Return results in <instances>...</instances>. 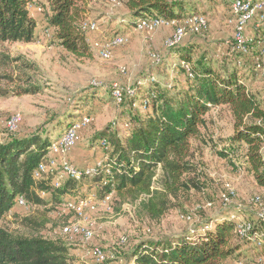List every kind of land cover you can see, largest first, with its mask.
<instances>
[{"label":"trees","instance_id":"1","mask_svg":"<svg viewBox=\"0 0 264 264\" xmlns=\"http://www.w3.org/2000/svg\"><path fill=\"white\" fill-rule=\"evenodd\" d=\"M88 0H0V96L13 83L18 95L36 91L30 71L36 69L22 56H13L7 43L33 42L36 21L29 5L37 4L52 28L53 42L77 58H89L93 52L81 22ZM134 18H162L179 21L196 14V6L185 0H126ZM260 34L247 43V51L232 49L228 61L219 67L205 53L194 57L195 48L178 47L182 84L160 86L150 81L143 88L141 113L132 108L124 111L121 129L107 126L99 133L105 139L106 157L96 167L92 182L99 197L112 193L116 209L124 203L134 207L138 219L160 223L179 206L190 192L202 191L205 182L194 162L193 140L210 143L219 157L231 162L233 149L242 154V168L249 173L264 193V105L250 85L264 80L259 67ZM224 60V61H223ZM17 82V83H16ZM19 82V83H18ZM141 84H136L139 87ZM96 93L93 91L92 97ZM136 92L124 95L132 104ZM122 98V99H123ZM226 108L232 118V132L221 140H206L202 129L212 109ZM76 119L70 120L57 137L39 132L24 137L11 136L0 142V220L14 206L17 195L31 206H43L36 216L21 219V229L9 230L0 225V264H74L76 258L62 237H47L42 232L48 224L57 225L50 211L64 194H74L88 177L67 178L61 186L50 184V177L35 182L33 171L47 161L48 149ZM224 143L223 148H218ZM108 170V172H106ZM50 192V199L36 193ZM264 197V196H263ZM236 217L243 215L237 212ZM251 223L247 234L237 231L238 222ZM65 222V221H64ZM65 224V223H64ZM67 225V224H66ZM249 246L254 255L264 254V221L254 217L232 218L221 213L191 231L145 238L131 248L127 262L133 264H222L239 260ZM244 258V257H243ZM248 261V260H247Z\"/></svg>","mask_w":264,"mask_h":264},{"label":"rangeland","instance_id":"2","mask_svg":"<svg viewBox=\"0 0 264 264\" xmlns=\"http://www.w3.org/2000/svg\"><path fill=\"white\" fill-rule=\"evenodd\" d=\"M185 1L194 2L195 13L202 15L207 22L206 27L199 32L189 30L188 18L165 20L152 31H139L134 28L133 22L137 18L131 16L126 0H88L84 19L96 22L98 26L96 30L85 32L93 52L89 58H77L55 44L53 31L46 32L49 24L43 9L35 3L29 6L30 14L36 21L35 40L29 43H7L5 46L13 56H22L35 64L36 69L29 73L36 91L18 95L12 91L15 86L13 83L4 82L3 86L9 88L10 92L0 96V142L11 136L24 137L34 132L57 137L70 120L90 116L91 121L79 131L76 144L61 154L59 159L77 168L103 164L106 154L100 144V131L113 124L115 128L121 129L120 118L129 108L143 113L140 97L150 81L160 86L184 82L185 76L179 69L182 62L178 47L189 45L195 48L194 57L205 53L219 67L230 58L225 51L234 47L236 42L234 23L229 21L233 17V0ZM177 27L184 28V35L177 46H168L167 42ZM260 28L257 23L253 25L254 31H260ZM261 32L259 34L264 33ZM117 34L123 36V42L113 47L109 59L101 58L92 44ZM220 59L226 61L220 63ZM136 84L141 85L137 88ZM115 87L122 90L123 96L127 95L128 90L130 93L136 92L133 103L127 97L120 102L115 100L111 95ZM252 90L264 93V83L253 82ZM93 91L96 93L94 97L91 96ZM14 113L21 114L22 122L15 132H8L4 123ZM202 132L208 142L209 137L211 140L227 138L232 132V118L228 110L223 107L212 109ZM223 146L224 143H220L217 149ZM193 150L198 174L206 186L202 191H191L160 223L138 219L131 204L124 203L116 209L112 199L104 201V197L97 194L92 175L79 185L74 194L62 195L60 203L66 198L84 200L94 194V208L86 207L83 215L78 216L74 212L59 209V203L49 213L51 218H58L59 223L48 224L42 233L47 237L64 238L61 228L79 221L91 230L92 238H65L70 252L76 258L74 264H98L90 253L94 246L113 255V258L101 264H133V261L127 262V256L133 245L141 239L189 232L224 212L230 216L245 212L241 218L255 216L259 207L254 203V198L263 197L264 193L242 168L241 152L233 149L229 162L219 157L210 143L193 140ZM66 180L62 179L63 182ZM229 191L233 193L229 201L224 202L223 196ZM46 193L44 199H50V192ZM42 210L43 206L28 204L22 207L14 203L13 208L0 220V225L9 230L21 229L23 217L36 216ZM247 248L251 259L242 258L240 264H252L258 259L254 251L249 246Z\"/></svg>","mask_w":264,"mask_h":264},{"label":"built area","instance_id":"3","mask_svg":"<svg viewBox=\"0 0 264 264\" xmlns=\"http://www.w3.org/2000/svg\"><path fill=\"white\" fill-rule=\"evenodd\" d=\"M30 7L33 4L29 5ZM264 2L263 0H233L231 4V13L233 17L229 20L234 23L235 29V39L234 49L238 51H247V43L252 40V38H247L244 36V27L248 21H250L256 14L259 16V20H264L263 12ZM39 9V8H38ZM165 20L162 18H137L134 23V28L139 31H152ZM189 23L188 28L191 32H199L204 29L207 25L205 18L200 14H194L187 19ZM48 23V22H47ZM98 28L96 22L87 21L83 19L81 22V29L84 32H89L96 30ZM49 30L52 31V28L49 25V29H46L48 33ZM184 35V28L177 27L172 37L168 40V46H177L180 43ZM124 40L122 35H114L110 39H104L100 41H95L93 47L96 49L98 55L103 59H109L112 55L113 47L119 45ZM260 52L264 56V33L260 34ZM183 64V62H182ZM264 70V57L258 65ZM127 94H131L130 90L127 91ZM112 97L117 101H122L123 92L120 88L115 87L111 91ZM91 121L90 116H82L76 120L71 126H69L66 131L54 142L51 143L48 149V158L47 161L41 162L33 171V179L35 182L46 180L50 177L51 186L58 188L62 184L63 178H76L78 179L83 173L92 176L97 166H86L85 168H77L72 164L60 160L61 154L70 150L77 142L79 131L88 125ZM22 122V116L19 113H14L10 115L5 123L4 127L8 132H15ZM101 146L105 147L107 141L105 139L100 140ZM262 157L264 159V146L262 148ZM99 165V164H98ZM108 172V170L106 171ZM36 193L44 198L47 193L45 191H40L36 189ZM233 192L229 191L226 195L223 196L224 202L229 201V197ZM112 193L104 196V201H109L111 199ZM94 194L88 195L84 200H74L72 198H66L59 204V209L62 211L74 212L78 216H82L84 209L86 207L94 208ZM15 204L18 206H28L27 201L21 195H17L14 199ZM254 203L259 207L256 215L262 221H264V197L256 196L254 198ZM232 218L239 221L241 217H236L234 214L231 215ZM251 223L247 220L238 222L237 231L241 235H245L250 230ZM61 234L64 239H72L77 236L82 237L83 240H89L92 238V232L87 227L83 226L81 222H74L67 224L61 228ZM91 256L94 262L101 264L109 258H113V255L105 252L102 248L94 246L91 249ZM252 264H264V257L258 258Z\"/></svg>","mask_w":264,"mask_h":264},{"label":"crops","instance_id":"4","mask_svg":"<svg viewBox=\"0 0 264 264\" xmlns=\"http://www.w3.org/2000/svg\"><path fill=\"white\" fill-rule=\"evenodd\" d=\"M263 2H264V0H263ZM263 12H264V7H263ZM255 23H257V26H261V28H260V31H262V32H264V20L263 21H260L259 20V16H258V14H256L250 21H248L247 23H246V25H245V27H244V35H245V37H247V38H252V37H254V36H256V35H258L259 33H260V31L258 30V31H254V29H253V25L255 24ZM261 32V33H262ZM232 49H233V47L230 49V50H226L225 52H226V55H230V53H231V51H232ZM257 81H260L261 83H264V80H259V79H257L255 82H257ZM249 90L250 91H253L252 90V84L250 85V87H249ZM255 94H256V96H257V98L258 99H260L261 100V102H262V104L264 105V93H260V92H258V91H253ZM73 158V157H72ZM244 216H245V214H244ZM241 217V216H240ZM245 217H247V216H245ZM254 217V216H253ZM248 251H250V250H245L244 251V258L245 259H251V256H250V254H248ZM243 257H241L239 260H227V261H225V263L226 264H230L231 262H233V263H239L240 264V260L243 258ZM264 257V254H261L260 256H257V258H263ZM243 258V259H244ZM251 264V263H250Z\"/></svg>","mask_w":264,"mask_h":264}]
</instances>
